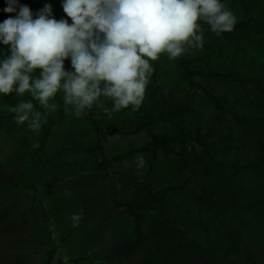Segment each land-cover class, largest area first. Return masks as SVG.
I'll list each match as a JSON object with an SVG mask.
<instances>
[{
  "label": "rangeland",
  "instance_id": "1",
  "mask_svg": "<svg viewBox=\"0 0 264 264\" xmlns=\"http://www.w3.org/2000/svg\"><path fill=\"white\" fill-rule=\"evenodd\" d=\"M247 1L262 28L255 41L246 37L228 41L203 26L199 32L203 36V47H193L185 59L192 75L188 74L182 55L169 60L166 54H161L156 74L155 83L167 92L170 108L180 104L193 108V111H187L185 120L192 127L201 122L206 141L212 143L206 161L214 169H217L216 161L223 162V173L204 176L201 173L204 163H196L194 170H180L173 159L164 156H160L152 165L149 162L150 151H133L136 147H144L151 138L146 130H141L134 134L114 132L102 138L111 158L131 151L127 158L111 161L115 170L109 174L107 169L98 167L103 155L98 149L101 137L95 129L93 118L106 130L113 126L135 128L140 120L138 117H128L120 110L109 118L104 110H110L113 101L104 97H101L103 103H95L93 111L86 109L77 117L74 107L65 105L62 94L55 98L56 111L50 113H45L28 94L23 97L14 92L0 95V159L7 160L10 168L19 170L16 178L21 181L20 184L28 186L33 179L40 180L43 185L45 182L52 195L50 200L56 204L50 205L49 215V207L46 209L45 205L39 203L36 206L38 211L30 212L29 225L12 227L10 224H22L24 217H27L25 209L34 205H31V198L23 199L22 204L12 205L11 201L16 203L17 199L9 195L10 182L0 184V213L3 212L0 215V264H143L142 259L152 242L136 243L135 219L118 203L133 196L136 189L133 180L145 179L153 190L170 184L176 187L169 193L164 208L178 224L180 235L175 237L176 240L180 242L185 238L189 245L181 251L183 254L188 251L190 258H177L180 255L170 249L165 252L162 264H255L246 263L238 255L228 252L233 238L247 249L253 261L264 264V210L256 213L248 208L249 204H253L256 210L264 209V174L260 176L250 170L235 171L237 160L240 164H247L262 149L255 141L256 135L245 133L242 123L231 114H228L231 120L223 115L216 117L217 106L205 91L207 88L221 96L229 110L237 114L264 117V91L259 88L260 85L264 88V0ZM221 2L237 20L240 15L238 5L233 0ZM20 5L29 7L34 19L45 5H51L52 18L66 19L69 24L72 23L64 12L63 0H18L16 11H19ZM10 55V46L4 45L0 59ZM151 63L155 71L157 62ZM64 68L74 71L71 62L67 64L64 61ZM195 70L253 78L254 81L243 88L234 79L221 80L212 75L196 74ZM21 100H32L35 109L41 112L42 120L46 122H42L39 132L31 131L27 124L17 126L15 123V108ZM153 113L155 118L161 113V108L154 109ZM166 128L168 125L162 120L155 126L158 132ZM259 136L264 139V124ZM8 146H11L12 153ZM140 156L145 160L142 169L137 167ZM37 157L42 159V175L32 172L31 166ZM118 169L122 172L117 173ZM84 170H91L96 180L79 177L80 171ZM0 178H4L1 171ZM73 183L75 186H72ZM180 184H185V187H179ZM18 188L24 189V185ZM204 189L215 190V199L220 196L224 201L234 202L224 212L228 228L214 221L210 211L196 204V198ZM86 191L90 194L88 198L84 193ZM140 196L144 199L145 193L142 192ZM135 207L142 211L139 203ZM81 209L84 210L82 218L73 227L72 221L65 219L64 213L70 217L80 213ZM52 213H55L57 224H54ZM143 226L147 231L148 221H144ZM31 230L34 240L27 244L24 240L30 238ZM188 242L200 246L196 256L191 255ZM216 245L221 249L209 255L206 249ZM20 248L22 250L17 252ZM55 255L56 258L51 259ZM83 256L84 259H80Z\"/></svg>",
  "mask_w": 264,
  "mask_h": 264
},
{
  "label": "clouds",
  "instance_id": "2",
  "mask_svg": "<svg viewBox=\"0 0 264 264\" xmlns=\"http://www.w3.org/2000/svg\"><path fill=\"white\" fill-rule=\"evenodd\" d=\"M17 5L18 0H8L4 11L16 12ZM62 6L71 24L52 18L51 5L35 19L29 7L20 5L15 18L0 23V42L11 51L0 60V95L28 94L50 113L62 94L77 117L103 103L101 97L113 101L104 110L109 118L129 106L138 110L154 71L151 62L161 54L175 60L188 47L202 48L198 21L218 35L236 23L221 0H63ZM69 58L74 71L64 68ZM14 121L33 132L46 122L32 100L19 102ZM144 166V157H138L137 167ZM83 211L70 215L73 227Z\"/></svg>",
  "mask_w": 264,
  "mask_h": 264
},
{
  "label": "trees",
  "instance_id": "3",
  "mask_svg": "<svg viewBox=\"0 0 264 264\" xmlns=\"http://www.w3.org/2000/svg\"><path fill=\"white\" fill-rule=\"evenodd\" d=\"M240 9V15L236 20V23L230 32L220 33V35L227 39L228 41L238 40L241 37H246L249 40H256V35H258L262 28L259 20L252 13L250 5L247 0H233ZM8 7V0H0V23H3L4 20L9 17L15 18L19 11H16L14 14L5 12L4 9ZM200 24V30L203 26H206L210 29V25L204 21H198ZM199 30V32H200ZM4 44L0 42V53ZM193 47H188L184 54H182V61L187 69L189 75H192L188 70V62L185 60L186 57L191 53ZM3 60V59H0ZM160 58L156 61L157 67L153 71L152 77L146 88L145 99L138 110H133L131 106L127 109H122V113L128 117H138L140 120L137 127L132 129H126L124 127L113 126L107 128L106 130L101 127L96 119L93 118V123L95 129L97 130L98 135L101 137L98 141V149L103 155V159L99 164L101 169H107L108 171H114L112 160L119 161L121 159L127 158L130 152L119 154L109 157L108 152L106 151V146L104 140L107 134L114 132H122L134 134L138 133L141 130H146L151 138L149 142L144 147H136L133 151H150L149 162L153 165L160 156L173 159L180 170L193 169L195 168L196 163H204V166L201 168V173L204 176L210 174H219L223 173V167L225 164L221 161H216L217 169H214L209 163H207L206 155L210 152L212 148V143L206 141V134L203 131L201 122L198 121L195 127L189 125L185 120V114L187 111H193V108L186 105L180 104L176 107H169V97L168 94L163 88L158 85L156 82V74L158 72V62ZM68 64L71 62V59L65 60ZM196 74L200 75H212L217 79H225L239 81L243 88H247V85L253 83V78L240 77L236 78L233 75L226 73H216V72H203V70H195ZM264 91V88L259 87ZM206 93L209 94L211 100L217 106V115L219 118L220 115L227 120H231L228 117V114H231L235 120H238L242 123V128L245 133H253L256 135L255 141L260 145L262 152L259 153L255 159L247 164H240L237 160L236 173H240L244 170H250L257 175L264 174V139L259 136L260 128L264 124V117H248L244 115L237 114L236 112L229 110L227 105L224 103L223 98L215 93H211L209 89L205 88ZM15 93V92H14ZM16 94V93H15ZM17 95V94H16ZM18 96V95H17ZM95 104L92 106L91 111H93ZM160 107L161 113L154 117L153 110ZM95 114V113H94ZM164 121L168 125V128L158 132L155 130V126L158 121ZM5 166L3 162H0V171L4 175ZM36 166V165H35ZM37 167V166H36ZM117 171H122L118 169ZM38 173V169H35V174ZM134 186L136 187L133 196L129 200H119V206L124 207L126 212L133 216L135 219L134 232L136 234V243L143 244L146 242H152L151 246L148 248L146 255L142 259L143 264H162V258L165 252H168L170 249H173L179 257H189L187 254L188 251L183 254L181 249L189 247L186 243L187 240L182 238L176 240V236L179 233V227L177 222L170 218L166 213L164 205L166 203L169 193L176 189L172 184L163 186L159 189L153 190L150 188L149 184L144 181L133 180ZM179 187H185V184H180ZM145 193L144 199L141 198V193ZM215 190H206L196 198L195 202L197 205L203 206L205 210L211 212L214 221L228 228V222L225 218V208L234 204L232 200L224 201L220 196L215 199L216 196ZM139 203L142 211H139L135 204ZM248 208L256 213H262L261 211L256 210L253 204H249ZM148 221V230L146 231L143 226V222ZM154 241L156 243H154ZM189 243V242H188ZM190 244V250H192V256H196L200 249V246H193ZM221 249L219 246H212L206 249V252L209 255L214 254L215 251ZM228 252L233 253L241 257L246 263H255L248 253L247 249L240 244V241L233 238L232 244L228 247ZM183 254V255H182ZM201 255V253L199 254ZM56 258V255L51 258ZM50 259V262H51ZM80 259H84L80 257ZM49 262V259H48ZM195 264V263H193Z\"/></svg>",
  "mask_w": 264,
  "mask_h": 264
},
{
  "label": "crops",
  "instance_id": "4",
  "mask_svg": "<svg viewBox=\"0 0 264 264\" xmlns=\"http://www.w3.org/2000/svg\"><path fill=\"white\" fill-rule=\"evenodd\" d=\"M141 132V131H140ZM139 133V132H138ZM9 147V146H8ZM8 150H9V152H13L12 151V149H11V146L8 148ZM106 151H107V149H106ZM109 155V154H108ZM109 157H110V155H109ZM111 158V157H110ZM0 162H3L4 163V165H6L5 166V170H4V175H3V177L4 178H0V184H2L3 185V183L6 181V182H10V188H8V191H9V195L12 197V196H16V199H17V202L15 203L14 202V200L13 201H11V204L12 205H19V204H22L21 203V201L23 200V199H29V198H31V205H34V206H32V207H27L26 209H25V212L27 213V217H24L25 218V220L24 221H22L21 223L22 224H20L19 222H17L16 224H10V226H12V227H16V226H21V225H29L30 223H31V220L29 219L30 218V212H31V214L32 213H35V211L37 210L38 211V207H36L37 205H39V203L41 204V205H45V208L47 209V207H49V209H47V212L49 213V215H50V205H56L55 204V202H54V200L53 201H51L50 199H51V197H52V195H51V193L49 194V192H48V190H47V186L45 185V182H44V185H43V183L41 184V181L40 180H34L33 179V181L32 182H30L29 184H28V186H26L25 184H20L21 183V181L19 182L18 181V179L16 178V175H17V173H19V170H17V168L16 167H14L13 169L12 168H10L9 167V163H8V161L7 160H3V159H0ZM8 163V167H7V163ZM35 163H36V165H37V167L35 166ZM35 163H34V165H32L31 166V168L33 169V173L35 174V169H38V172L39 173H43V169H42V159L40 158V157H37V159L35 160ZM98 167H99V165H98ZM30 169V168H29ZM114 169V168H113ZM31 172V171H30ZM107 172L110 174L111 172H113V171H108L107 170ZM122 172V171H121ZM42 173H41V175H42ZM117 173H120V172H117ZM93 174L94 173H92L91 172V170H88V171H80V175H78L79 177H82V176H84V179H86V180H88V178H90V181H95L96 179H95V177L93 176ZM63 176V175H62ZM67 176H69V175H66V177ZM74 176V175H73ZM109 176V175H108ZM5 179V180H4ZM93 179V180H92ZM82 181V179H80V182ZM80 182H78V184H80ZM12 183V184H11ZM67 183V182H66ZM68 184V183H67ZM74 184V183H73ZM77 184V183H76ZM105 184V183H104ZM22 185H24V189H20V188H18L19 186H21L22 187ZM57 185H58V183H57ZM70 185H72V184H70ZM39 186H41V187H39ZM45 186V187H44ZM72 186H75V184L74 185H72ZM59 187H60V185H59ZM79 188H80V186H78ZM85 194H87V198L90 196V194H89V191H86V192H84ZM35 194V195H34ZM37 196V197H36ZM46 196V197H45ZM76 196H77V194H76ZM71 199H75L74 197L72 198V197H70ZM68 200V199H67ZM87 200V199H86ZM69 201V200H68ZM69 202H73V203H75L74 201H72V200H70ZM33 207H35V208H33ZM21 209V208H20ZM55 210V209H54ZM70 210V209H69ZM55 212V211H54ZM63 213H64V211H63ZM59 215V214H58ZM64 215L66 216V218L65 219H69V216H67L65 213H64ZM51 217L52 218H54L55 217V219H54V224H57V222H56V216H55V213H52V215H51ZM23 218V219H24ZM22 219V220H23ZM86 219H89L87 216H86ZM33 220H35V218L33 217ZM66 222H68L67 220H65ZM69 221L71 222V220L69 219ZM29 223V224H28ZM44 232L46 233V230H44ZM31 236H28V237H30V238H26L25 240H24V242H26L27 244H30V243H32L33 242V240H34V238H33V234H32V230L30 231V233H29ZM16 239V238H15ZM16 242H18V241H16ZM22 242V241H21ZM19 243H20V241H19ZM23 243V242H22ZM20 250H22L21 248L20 249H17L16 251L17 252H19ZM23 251H25V248H24V246H23ZM15 252V251H14ZM1 263H2V261H1Z\"/></svg>",
  "mask_w": 264,
  "mask_h": 264
},
{
  "label": "flooded vegetation",
  "instance_id": "5",
  "mask_svg": "<svg viewBox=\"0 0 264 264\" xmlns=\"http://www.w3.org/2000/svg\"><path fill=\"white\" fill-rule=\"evenodd\" d=\"M0 212H1V210H0ZM2 213H3V212H2ZM2 213H0V215H1ZM0 263H1V260H0Z\"/></svg>",
  "mask_w": 264,
  "mask_h": 264
}]
</instances>
